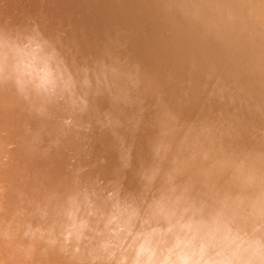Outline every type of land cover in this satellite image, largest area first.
<instances>
[{
	"label": "rangeland",
	"instance_id": "rangeland-1",
	"mask_svg": "<svg viewBox=\"0 0 264 264\" xmlns=\"http://www.w3.org/2000/svg\"><path fill=\"white\" fill-rule=\"evenodd\" d=\"M218 1L222 4L218 5ZM229 1L230 0H133L132 2H119L118 4L104 5L99 1L92 0H57V8L53 9L51 13L53 14L56 12L53 14V18L51 17L53 21L50 22L44 19L45 21L43 20L42 24L38 18V23H35L33 19L27 17L29 20L23 18V20H21L22 23H20L16 29L17 34L26 37V39L25 37H19V39H21L19 42L20 46L29 43L30 39L35 38L34 34L32 35L33 37L29 35L36 33L39 34V37H37L38 35L36 36L37 39L45 44L46 49L50 52H55L58 61L64 58V60L60 62H62L67 73L72 76L75 82V90L73 89L71 96L65 93L53 97L50 102L48 101L50 104H48L47 107L52 104L49 107L51 111L46 106L45 108L50 112H52L54 108L53 112L56 114L55 122L59 125V128L62 129L61 132L65 133L66 137L71 135L79 137V143L77 144L79 153L82 152L83 154L84 150H87L88 153V148H91V146H94V148L102 147L105 148L103 151L104 154L97 161L102 165L108 164L121 167L123 162H116V158H112L114 153H107V151L110 152V150H112L111 146L108 145V141L112 137L111 130L109 129V125L111 124L109 122L113 121L116 127L117 125L119 126L116 130H119L120 134L123 133L135 139L138 138L136 142L145 148V155L148 156L149 162L154 161V159H152L153 155L148 150V148L151 147H155V149L157 148L162 151L171 163L175 164L182 162L185 164L186 162L188 168L185 167L182 170L186 171L189 169L190 172L186 171V173H184L181 171V173L183 172L182 174H185L183 178L185 179L187 177L186 179L189 180L192 178L193 186L199 185V188L195 190L197 192L196 195L194 194L195 191L189 190L187 186L184 187L189 191L185 192V189L181 187L175 194L184 191L186 195L189 192L188 196L190 195L193 197V200L202 194L203 196H200V198H198L199 200L196 199L198 201L195 200V202L199 203V201L202 200L200 201L201 207L205 208L204 204L206 205V209H203L204 211L210 208V206L207 205L205 196L207 200L209 198L213 200L214 198L212 201L214 209L212 211L219 209L218 207L223 206V204L224 207L229 206L230 209L226 208L227 210L238 207L237 209L235 208V210L246 211L249 210L246 209L248 207H244L245 210H241V200L244 198L243 196L248 197L252 201L258 195L260 189L255 186L247 187L240 182L234 168V162L240 159H247L252 162L257 173L264 176V27L262 26L263 30L260 29L261 24L264 23V4H262L264 0H239V2L238 0H231L232 3ZM247 1H250L251 4H248ZM254 2L256 3L255 5ZM14 3H16V1ZM246 4L250 7H254L244 11ZM78 5L80 9L83 7L86 10L84 9V12H81L83 10L79 11ZM94 5L96 8L93 7ZM249 6L247 7L249 8ZM260 6H263V9ZM101 7L104 12L101 10ZM20 8L22 11L19 9L18 13H22L24 16L26 12L25 5L22 4ZM44 8L45 6L43 10L46 11ZM108 8H110V10ZM104 9L108 10L105 11ZM115 9H120L118 11L119 13L121 11L123 15L132 12V17L129 15L130 13L128 14L129 16L126 15V17L132 20L128 22L130 24L123 21L124 23L122 22L121 26L124 25V27H121L118 26L119 22L116 23L115 20L111 21L108 19L109 21H106V18H109L108 14L115 12ZM125 9H128L129 12L126 13L125 11L127 10ZM95 10L97 13L100 11V15H98L99 13L97 14ZM122 10L125 11L123 12ZM138 10L142 12V16ZM257 10H259V12H256ZM260 11H262V16H259ZM243 12L248 15L245 13L243 14ZM45 13L46 12H44V14ZM83 13H85V15L90 14L87 17V15L85 16ZM135 13H140V16L135 15ZM241 13L243 16H240ZM254 13L256 15H254ZM101 14L105 16L103 17ZM257 14L260 18L256 17ZM90 15L92 17L89 18ZM219 15L220 17L218 18ZM96 16H99L98 18L102 16L100 19L102 21H97L98 23H96L93 19L91 20V18ZM247 16L251 17V22L255 20L258 24L253 22L252 24L251 22L249 23L250 19L248 22L243 23L247 21ZM80 17L81 22H79ZM205 18H208L207 21H205ZM242 18H245V21H243ZM254 18H258L259 20L262 19V23L259 24L260 21ZM24 19L26 21H24ZM218 19L221 20V22H219L221 24H218ZM74 20L78 23H76L75 26L73 23ZM142 20L144 23H140ZM222 20L224 23H222ZM92 21L95 23H91ZM103 21L109 22L108 27L111 29H108V23H103ZM70 22L73 25H71ZM112 22L116 24L113 23V25ZM79 23H81V25ZM137 23H139L140 26ZM94 24L95 26L97 25V27H95ZM101 24L102 26L104 25V27H102ZM110 24H112V27H110ZM136 24L141 27V29L136 26ZM115 25L116 28H121L122 36L121 32L118 29L116 30ZM231 25L233 28L230 27ZM252 25H260L258 26L260 32H257L258 27L256 26H254L255 28L247 27ZM126 26H128V28H125ZM92 27L98 29L95 31ZM106 27L112 32L108 31ZM234 27H236V30ZM70 28H74V33L71 32V34L73 33L72 35L78 36L79 33V36L82 35L81 37L78 36L81 39L79 40V42L81 41L80 43L77 42V44L79 43L78 46L73 42L76 40L78 41V37L74 40L76 36L70 35L71 38L68 36L70 30H72ZM103 28H105V30H103ZM129 28H133L131 30V32L134 31L133 36H131V32L127 31ZM142 28L145 30L144 32ZM245 28L246 30L254 28L253 30H255V32L252 30L250 34L249 32L251 30H245L246 33L243 32L245 33L243 34L242 31H244ZM82 30L86 31V34ZM91 30L95 33L93 34ZM215 30H218V35L215 34ZM104 31L105 33L108 31L106 34L107 36L103 35L105 34ZM139 31L142 34H139ZM75 32L77 34H75ZM11 33L12 32L9 34L11 35ZM111 33H113V35ZM129 33H131L130 36L128 35ZM90 34L95 36H90ZM137 34L141 37H138ZM219 34L222 36L220 35L219 37ZM233 34L236 36L233 37ZM7 35L8 33L6 36ZM100 35L102 38H100ZM108 35H110L111 38ZM251 35H253L254 38L251 37ZM112 36H116V41H114V39L113 41L111 40L113 38ZM118 36L120 39H118ZM127 36L131 37L132 41L126 40ZM223 36L226 37L228 42L224 40L225 38ZM90 37L94 43L90 40ZM240 37L242 40H240ZM249 37L251 40H249ZM86 38H89V41H87ZM108 38H110V40ZM94 39L96 40L94 41ZM104 39L109 40H107L110 42L109 46L107 45L108 47L106 46L107 43H105L107 41ZM231 39H234V41ZM13 41L17 42L18 39H11V43ZM229 41L231 43H229ZM100 42L103 43L99 44ZM89 43L91 45L96 43L95 45L97 46L94 47V45H92L93 47L91 48ZM103 44H105L104 47L106 46V48H108L107 50L103 49L104 47L101 48ZM79 46L81 47V51L78 50L80 48ZM147 49L151 52H147ZM100 50H102V54ZM104 50H106V53H103ZM68 51L71 53H68ZM87 51L88 53L91 51H99L101 56H108V59L106 61L103 58H95V56H93L94 54L88 55ZM60 52L63 53V55ZM107 52L111 53L109 54ZM78 56H84L85 59L84 57L81 59ZM67 58H69L70 61ZM101 59L106 62H101ZM255 79L256 82H254ZM73 101H75V103H73ZM96 111L99 113L97 112L98 114H96ZM65 121H71V123H65ZM128 146V143H126L125 147ZM143 148L141 150H143ZM205 155H207V159L204 158ZM202 180H204V182L206 181L207 186H205ZM214 183L215 185L218 184V186H215ZM203 186L206 190L204 191L201 189L199 192V189L201 187L203 188ZM222 186L225 188H222ZM74 189L75 191L81 192V188ZM212 189L214 190L213 193L217 190L215 193H218L220 197L215 193L212 194ZM201 191H204L205 194L201 193ZM110 192L115 191L102 188L97 192L91 190L89 195H91L92 198H100L103 204L106 205ZM224 193L225 195L227 194L229 198H227L228 196H225ZM119 194L120 197L123 196L121 192H119ZM191 194H194L196 197ZM209 194L211 195L209 196ZM214 195L217 197H213ZM230 196H233L231 200L234 199V202L230 200ZM63 197L66 203L68 201L71 202L69 195H63ZM84 197L85 196L82 197V200H84ZM215 198L218 200L222 198L221 200H223L216 202L218 207L214 205L217 200ZM57 200L49 199L42 201L41 199H35L36 204L33 207L24 209L26 212L24 216L14 213L9 216L5 215L6 218L4 219L8 222L17 221L21 225H28L31 223L32 227H37V225L46 227L45 224L56 222L58 225L57 229H60L59 225L66 222L63 213H61V210H58L59 206ZM226 203L229 205H226ZM219 204H221V206ZM199 205L200 204H198V206ZM44 211L48 213V216L42 221L40 219V214Z\"/></svg>",
	"mask_w": 264,
	"mask_h": 264
},
{
	"label": "bare ground",
	"instance_id": "bare-ground-1",
	"mask_svg": "<svg viewBox=\"0 0 264 264\" xmlns=\"http://www.w3.org/2000/svg\"><path fill=\"white\" fill-rule=\"evenodd\" d=\"M13 1L14 2L16 1V3H14ZM68 1H70V0H68ZM87 1H91V0H87ZM92 1H99L100 3H102L104 5L105 4L113 5V4H118L119 2H123V3L132 2L133 0H92ZM250 1L249 2L247 1V3L249 4ZM229 2L232 3L231 0ZM238 2H239V0H238ZM238 2H236V3H238ZM218 3H219L218 5L222 4L219 1H218ZM22 4L25 5V7H26V12H25L24 16L22 13L21 14L18 13V10L21 9L20 7H22ZM238 4H240V3H238ZM242 4H243V2H242ZM255 4L256 3L254 2V5ZM262 4H264V3H262ZM56 5H57V0H0V41L5 42L9 46H12V45L20 46L19 42L21 41V39H19V37L24 38L25 36L23 37V35L17 34L16 28L20 25V23H22L21 20H23V18L29 20V18H30V19H33V22L38 23V21H39L38 18H39L40 21L42 22V24H43L44 19H47L46 21L51 22V21H53L52 20L53 14L56 12H54L53 14H51V13L53 12V9L57 8ZM232 5H234V4H232ZM44 6H45L44 9L46 11L43 10ZM247 6H249V5L246 4L245 7L243 6L245 8L244 11L248 10V9L250 10L251 7L252 8L254 7V6H251V7L249 6V8H248ZM77 7H79V5ZM89 7H90V5H89ZM93 7H95V5ZM225 7H226V5H225ZM239 7H240V5H239ZM246 7H247V9H246ZM95 8H93V9H95ZM84 9L85 8H83V7H82V9H80V7H79V11L83 10L81 12H84ZM108 9L110 10V8H108ZM108 9H106V10L104 9V10L107 11ZM233 9H235V8H233ZM239 9H241V8H239ZM101 10H102V7H101ZM116 10L117 9L114 10L115 12H111L108 14L109 18H106V21L108 19H110L111 21L115 20L116 23L119 22L118 26H121L122 25L121 23L123 21L126 23L132 21V20H130L129 17H126V15L129 16L132 14V12L130 13L128 11V9H125L127 11H125V10L124 11L126 13L129 12L130 13V14L128 13L129 15L126 13H125L126 15H123V14H121L122 13L121 11L119 13L118 10H120V9L117 10L118 12ZM129 10H131V9H129ZM218 10H220V9H218ZM259 10H260V8H259ZM259 10H257L256 12H259ZM21 11H22V9H21ZM138 11L140 12V10H138ZM224 11H225V9H224ZM251 11H252V9H251ZM44 12H46V13L44 14ZM108 12H106V13H108ZM253 12H255V11H253ZM261 12L262 11H260L259 16H262ZM90 13H91V11H90ZM96 13H97V11H96ZM98 13L97 14L100 15L101 12L99 11ZM136 13H135V15H139L141 13L140 15L142 16V12H140L139 14H136ZM244 13L245 12H243V14ZM78 14H79V12H78ZM83 14L85 15V13H83ZM94 14H95V12H94ZM103 14H101V15H103ZM88 15H87V17H88ZM121 15L124 17H122ZM246 15H248V14H246ZM254 15H256V14L254 13ZM31 16H32V18H31ZM104 16L105 15H103V17ZM240 16H243L242 13ZM259 16L257 14L256 17H259ZM263 16H264V14H263ZM27 17H29V18H27ZM74 17H75V15H74ZM90 17H92V16L90 15L89 18ZM96 17L91 18V20L93 19V21H96V23H98L99 21H102V20H100L102 16H100V18H98L99 16L97 18ZM131 17H132V15H131ZM219 17H220V15L218 16V18ZM247 17H249V16H247ZM247 17H246L247 21H245V18H242L243 21H245L243 23L248 22L249 19H250L249 23L251 22V20H252L251 17H249V18H247ZM25 19H24V21H26ZM80 19H81V17L79 18V22H81ZM207 19L205 21H207ZM254 19H256V18H254ZM261 20L262 19L259 20L260 21L259 24L262 23ZM263 20H264V18H263ZM68 21H69V19H68ZM93 21L91 23H95ZM106 21H103V23ZM115 22H112V24L113 23L116 24ZM141 22H143V20L140 21V23ZM211 22H209V23H211ZM219 22H221V20L218 21V24H221ZM252 22H251V24H252ZM73 23L75 26L77 21L75 22V20H74ZM88 23H89V20H88ZM222 23H224L223 20H222ZM253 23H256V21L254 20ZM70 24H71V22H70ZM79 24L81 25V23H79ZM106 24L108 27L109 22H106ZM112 24H110L111 25L110 27H112ZM128 24H130V23H128ZM137 24H139V23H137ZM137 24H136V26H138ZM256 24H258V22ZM262 24H264V23H262ZM262 24H261L260 29H262V26L264 27V25H262ZM71 25H73V24H71ZM82 25H83V23H82ZM131 25H129V26H131ZM225 25H222V26H225ZM94 26H95V24H94ZM101 26H102V24H101ZM133 26H134V24H133ZM139 26H140V24H139ZM254 26L258 27L260 25H258V26L252 25V26H247V27L249 28V27H254ZM95 27H97V25ZM102 27H104V25ZM107 27H106V29H107ZM121 27H124V25ZM217 27H218V25H217ZM230 27H232V25ZM244 27H246V26H244ZM115 28H116V25H115ZM125 28H128V26H126ZM139 28L141 29V27H139ZM143 28H142V30H143ZM234 28L236 30V27H234ZM70 29H72V28H70ZM79 29H81V28H79ZM89 29H91V28H89ZM92 29H95V28L92 27ZM97 29H95V31ZM100 29H102V28H100ZM108 29H111V28L108 27ZM112 29H114V28H112ZM117 29L121 32V30H120L121 28L120 29L116 28V30ZM129 29H127V31L131 32V30L133 28L130 29V31H129ZM253 29H247L246 30V28H245L244 31H242V33L245 32V30L246 31L251 30L249 32L251 34ZM86 30H87V28H86ZM103 30H105V28H103ZM256 30H257V28H256ZM82 31H84V30H82ZM108 31L112 32L111 30H108ZM108 31H106V33L104 31L105 34H103V35H106ZM119 31H118V33H119ZM144 31L145 30H143V32ZM217 31L215 30V32H216L215 34H217ZM224 31H226V30H224ZM253 31L255 32V30H253ZM263 31H261V32H263ZM6 32L8 33L7 36H6V34H7ZM10 32H12L13 34L11 33V35H10L9 34ZM71 32L74 33V28L72 30H70L69 35H68L69 37H70V35L73 34V33L71 34ZM76 32H75V34H77ZM85 32L86 31H84V33ZM101 32H100V34H101ZM114 32H117V31H114ZM123 32H124V28H123ZM137 32H138V30H137ZM257 32H260L259 27H258ZM67 33H68V31H67ZM92 33L94 34L95 32L92 31ZM113 33H111V34L113 35ZM131 33H132V35H131ZM131 33H129L128 35L133 36L134 31ZM245 33H243V34H245ZM33 34H34L36 39H37V37H39V34H36V33H32L29 36H32ZM79 34H78V36H79ZM93 34L92 35L90 34V36H95ZM135 34H136V31H135ZM135 34H134V36H135ZM139 34H142V33H140V31H139ZM139 34H137V36ZM230 34H228V35H230ZM250 34H249V36H250ZM110 35H108V36L111 38ZM188 35H189V33H188ZM220 35L221 34H219V37H220ZM72 36H76V37H74V40H75V38L78 37L77 35H72ZM81 36H79V37H81ZM86 36H88V35H86ZM116 36H114V37L112 36L113 38L111 40L113 41V39H114V41H116L115 40ZM121 36H122V32H121ZM234 36H236V35L233 34V37ZM240 36H242V35H240ZM14 37H15V39L17 38L18 41L17 42L13 41L11 43V39L15 40ZM66 37H67V35H66ZM79 37L77 38L78 41L72 40L73 42H75L74 44H77V42H79V40H81ZM123 37H124V34H123ZM138 37H141V36H138ZM138 37H136V38H138ZM251 37H253V35H251ZM100 38H102V36ZM110 38H108V39L110 40ZM179 38H181V37H179ZM186 38H187V36H186ZM224 38H225L224 40L227 41L226 37H224ZM25 39H26V37H25ZM67 39H68V37H67ZM86 39H85V41H86ZM88 39H87V41H89ZM118 39H120L119 36H118ZM234 39H236V38H234ZM234 39H231V40L234 41ZM237 39H238V37H237ZM82 40H83V38H82ZM90 40L92 41L91 37H90ZM95 40L96 39H94V41ZM104 40H106V39H104ZM126 40L132 41L131 37H128V36L126 37ZM240 40H242V38ZM249 40H251V38ZM108 41L107 42L104 41L105 43H107L106 46L107 45L109 46V44H110V42H108ZM182 41H184V40H182ZM238 41H239V39H238ZM179 42H181V41H179ZM79 43L77 44V46L79 45ZM102 43L100 42L99 44H102ZM130 43H132V42H130ZM229 43H231V42L229 41ZM95 44H92V45H94V47H95V46H97ZM135 44H137V43H135ZM86 45H88V44H86ZM90 45L91 44L89 43V46ZM92 45H91V48L93 47ZM104 45L105 44H103V46L101 45V48H103ZM113 45L115 46V43ZM153 45H152V47H153ZM23 46H20V47H23ZM63 46H65V45H63ZM84 46H85V44H84ZM106 46L103 49L107 50L108 48H106ZM66 48H68V47H66ZM110 48H109V50H110ZM178 48H179V45H178ZM143 49H144V47H143ZM78 50L81 51V47ZM93 50H94V48H93ZM106 50H104L103 53L104 52L106 53ZM70 51H68V53ZM101 51L102 50H100V52ZM145 51H146V49H145ZM148 51L149 50L147 49V52ZM83 52H85V51H83ZM149 52H151V51H149ZM87 53H88V51H87ZM107 53H109V52H107ZM135 53H137V52H135ZM142 53H143V51H142ZM58 54H59V52H58ZM61 54L63 55V53H61ZM89 54H91V55L94 54L93 56H95V58H98V57L103 58L106 61L108 59L107 58L108 56L102 55L103 56L102 57L101 56L102 52L100 54L99 51H97V52L91 51L90 53H88V55ZM57 57H58V55H57ZM78 57H80V56H78ZM83 57L84 56H82L80 58L82 59ZM72 58H73V56H72ZM140 58H142V57H140ZM67 59L69 60V58H67ZM84 59H85V57H84ZM103 59H101V62L102 61L106 62ZM62 60H64V58ZM62 60H60V61H62ZM133 60H134V56H133ZM71 64H72V62H71ZM147 64H148V61H147ZM78 72H79V70H78ZM97 72H98V70H97ZM251 76H254V75H251ZM137 81H139V80H137ZM247 81H248V79H247ZM249 81H250V79H249ZM254 82H256V79L254 80ZM135 83H136V81H135ZM49 102H46L47 104L44 105V108H45V106L47 107V105L50 104ZM38 105L39 104L37 102H34V100H27V101L25 99L23 100L22 96H20V94L17 92L16 87L14 86V84L11 81H5L3 83H0V264H91L90 257L87 254L88 249H87V247H85V245H83V244L81 245V248H82L81 253H75L72 250L71 245L69 246L68 252L63 253L59 250V245H57L56 247H49L42 240L35 239V238L29 239V238L25 237L24 232L27 230V225H21L17 221L16 222H8L4 219V218H6L5 215L9 216V215L14 214V213H16L17 215L24 216L26 213L24 209H29L30 207H33L36 204L35 199H41L42 201L49 200V199H53V200L58 199L57 203H58V206L60 207V209L58 207V210H61V213H63V215H64V220L67 223L68 222L67 213L69 211H73L75 209L76 205H79L81 208V211L78 215V218L83 217L86 214L87 208L84 204V200H82V197L85 196V194L88 195L89 199H91L98 208H100L104 211L108 210V208L110 207V202L108 201V203H106V205H104L100 198H92L91 195H89L91 190H93L94 192H97L102 188H107L109 191L121 192L123 195L121 197L126 203L136 205V206H140L142 211L146 208L148 203H150L152 200L158 198L161 194L168 193L169 189L172 187H175L177 192L181 187L183 189H187V188H185L186 186L188 187L189 190H193V191L198 190L199 185H194L195 186L194 187L193 182L191 180L192 178H190V180L186 179L187 177L185 178L186 180L183 178V176H185V174H182V173L183 172L186 173V171H189V169L186 171L182 170L185 167L188 168L187 167L188 165H186V162H185V164H183L182 162H178L179 164L178 163H175V164L171 163V161L168 160V158L164 155V153L162 151H160L157 148L155 149V147L148 148V146H147L148 150L153 155L152 159H154L153 162H149L148 156L145 155V148H143L141 146V144L139 145V143L136 142V141H138L137 140L138 138L135 139L134 137H130L127 134H123V133L120 134V131L116 130L117 127H119V126L117 125V127H116L115 126L116 124H114L113 121H111L112 123L109 122L111 124V125H109V129L111 130L112 137L108 141V145L111 146L112 150H110L111 153L109 151H107V153H109V154L114 153L112 155V158L115 157L116 162H123L122 163L123 165L121 167L112 166V165H108V164L102 165L100 162L97 161L104 154L103 151L105 150V148H102V147L94 148V146H91V148H88V153H87V150H84L83 154H82V152L79 153L78 152L79 150L77 147V144L79 143V137H77V136L74 137V135L66 137L65 133L61 132L62 129L59 128V125H57V123L55 122L56 114H54V112H53L54 108L53 109L51 108L52 112H50L51 110L49 107L52 104L49 107H47L50 111H48V109L45 108L47 111L44 110L43 114L38 113L36 111V108L40 106V105L39 106ZM97 112L98 111H96V114L99 113V112L98 113ZM114 127H116V128H114ZM120 128H121V126H120ZM125 136H127V137H125ZM126 143H128V145H129L128 147H125ZM140 147H142L143 150H141L142 148H140ZM94 163H96V164H94ZM179 166H180V168H179ZM173 169H177V171L174 172ZM181 171H183V172L181 173ZM169 174H171L173 177L171 180H169V178H168ZM153 177H154V179H153ZM206 180H208V179H206ZM202 181L204 182V180H202ZM209 181H210V179H209ZM209 181H207V182H209ZM204 183H205V186H207L206 181ZM221 184H223V183H221ZM214 185H215V183H214ZM216 185L218 186V184H216ZM223 186H225V185H223ZM223 186H222V188H225ZM74 188H81V192L75 191ZM211 188H213V187H211ZM201 189L204 191L206 190L203 186V188L201 187L199 189V192ZM189 190H187V191H189ZM204 191L203 192L201 191V193L205 194ZM213 191L214 190L212 189V194H214L217 190L214 193H213ZM182 192H184V191H182ZM78 193L83 194V195H80ZM196 193L197 192L195 191L194 194L196 195ZM66 194L70 196L71 202L68 201L66 203V200L63 197V195H66ZM177 194H180V192ZM177 194H175V195H177ZM184 194H185V192H184ZM188 194H189V192H188ZM188 194H186L187 197L192 202L195 203L197 208H199V206L200 207L202 206L201 202H200L202 200H200L199 203L195 202L196 199L200 198V196H203L202 194L201 195L198 194L200 196H198V198H196L194 200H193V197H191L190 195H189L190 196L189 197ZM194 194H191V195H194ZM210 195L211 194H209V196ZM216 195L219 196L218 193ZM216 195H214L213 197H215ZM224 195H225V193H224ZM231 197H233V196H230V200H231ZM243 197L244 198L241 197L242 198V200H241L242 204L240 202L239 203L242 206L241 210L244 209V207H248L246 209H249V210L242 211V212L246 213V212L251 211V206H250L251 200L248 197H245V196H243ZM227 198H229V196ZM234 198H237V197H234ZM209 199L207 200V197L205 196V200L207 201V205L210 206V208H208L207 211L206 210L204 211V212H206L205 214L212 212V210L214 209L213 202H212L214 200V198H213V200H211V199L209 200ZM215 199H217V198H215ZM221 199L222 198H220V200L217 199L215 201V204H214L215 207L217 205L216 202L223 201ZM198 200H196V201H198ZM233 200H231V201H233ZM235 202H236V200H235ZM203 203H205V202H203ZM198 204H200V205L198 206ZM227 204L228 203H226V205ZM219 205L221 206V204H219ZM204 206H205V208L203 207V209H206L205 204H204ZM217 207H218V205H217ZM221 207H218V208L220 209ZM223 207H224V204H223ZM226 208L230 209L229 206ZM235 208L237 209L238 207H234V209ZM19 209H20V211H19ZM20 212H21V214H20ZM21 216H19V217H21ZM89 219H90L91 223L93 225H95L96 218L90 217ZM48 225H50V224L49 223L45 224L46 227ZM101 227H102V223H101ZM33 228H35V226ZM60 230L61 229H57V234H59ZM89 235H91V234L89 233Z\"/></svg>",
	"mask_w": 264,
	"mask_h": 264
},
{
	"label": "clouds",
	"instance_id": "clouds-1",
	"mask_svg": "<svg viewBox=\"0 0 264 264\" xmlns=\"http://www.w3.org/2000/svg\"><path fill=\"white\" fill-rule=\"evenodd\" d=\"M5 81H11L25 100L37 102L41 114L46 102L65 93L71 96L75 88L55 52L36 38L23 47L0 41V83ZM234 168L243 185L260 189L246 213L222 206L205 214L184 192L175 195V187L143 211L126 203L118 191L108 194L107 211L85 194L86 214L78 218L81 208L76 205L67 213L68 222L59 225V234L56 222L35 228L29 223L24 236L49 247L59 245L63 253L70 245L81 253L83 244L91 264H264V176L247 159L235 161ZM47 216L44 211L40 219ZM90 217L96 218L95 225Z\"/></svg>",
	"mask_w": 264,
	"mask_h": 264
}]
</instances>
